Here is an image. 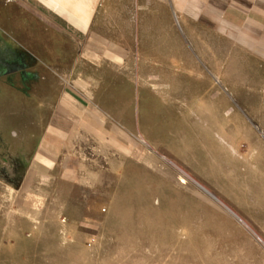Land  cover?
I'll list each match as a JSON object with an SVG mask.
<instances>
[{
    "label": "rangeland",
    "instance_id": "obj_1",
    "mask_svg": "<svg viewBox=\"0 0 264 264\" xmlns=\"http://www.w3.org/2000/svg\"><path fill=\"white\" fill-rule=\"evenodd\" d=\"M112 2L76 40L0 3V264H264V0ZM80 76L116 131L5 191Z\"/></svg>",
    "mask_w": 264,
    "mask_h": 264
},
{
    "label": "crops",
    "instance_id": "obj_2",
    "mask_svg": "<svg viewBox=\"0 0 264 264\" xmlns=\"http://www.w3.org/2000/svg\"><path fill=\"white\" fill-rule=\"evenodd\" d=\"M112 1V10L115 11L120 0ZM12 2L18 5L16 10L29 15L45 29H63L76 40L81 36L88 35L101 7L106 5L107 0H1V8L8 7V4ZM99 18L103 20L104 13H100ZM86 46L84 45V48ZM78 47V50L81 51L79 45ZM77 66L75 65V67ZM84 84H88L85 78L75 77L71 81V87H66L61 94L59 104L53 110L45 134L40 141L35 158L39 167L37 172H33L32 181L27 178L23 179L21 183L6 180L8 184H5V191H28L30 188L32 191H42L44 188L39 182L36 187L34 186L36 180L45 179L41 170L51 169L49 165L54 166L52 158L54 154L58 153L61 148L72 147V139L77 137V133L116 131L103 118L99 117L96 111L81 103V98L86 97ZM63 168H65L63 175L65 179L77 183L84 182L83 184L87 186L97 185L98 174L93 177H86L81 172L73 174L67 171L66 162L63 164ZM0 191H3V188Z\"/></svg>",
    "mask_w": 264,
    "mask_h": 264
},
{
    "label": "bare ground",
    "instance_id": "obj_3",
    "mask_svg": "<svg viewBox=\"0 0 264 264\" xmlns=\"http://www.w3.org/2000/svg\"><path fill=\"white\" fill-rule=\"evenodd\" d=\"M181 173L183 174V176L187 179L192 180L191 176H189L186 172L181 170ZM194 180V179H193ZM192 180V181H193ZM203 192H205L206 194H208L209 196H211L217 203H219L221 206H223L230 214H232L233 216H235L239 221H241L243 223V220L236 215V213H234V211H232V209H230L229 207H227L222 201H220L216 196H214L205 186L197 183L196 181H193ZM245 224V223H244ZM252 233V232H251ZM256 237V236H255ZM258 238V237H257Z\"/></svg>",
    "mask_w": 264,
    "mask_h": 264
}]
</instances>
